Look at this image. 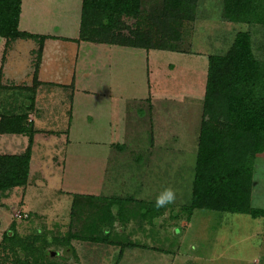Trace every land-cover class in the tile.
Masks as SVG:
<instances>
[{
	"label": "rangeland",
	"instance_id": "1",
	"mask_svg": "<svg viewBox=\"0 0 264 264\" xmlns=\"http://www.w3.org/2000/svg\"><path fill=\"white\" fill-rule=\"evenodd\" d=\"M161 2L142 0V24ZM31 5L36 30L64 34L72 33L71 21L79 19L81 7L77 0H35ZM190 14L193 18L182 20L179 38L162 48L80 45L77 90H49L40 110L45 116L36 120L56 149L44 148V155L34 157V174L25 187L0 192V244L14 222L21 236L43 229L49 238L62 239L70 229L87 239L108 231V242L83 237L70 241L72 249L64 240L50 245L58 254L49 257H62L66 264H79V245L84 244L98 249L84 252L89 258L83 264H264V216L206 209L189 215L185 209L209 57L223 54L237 32L248 30L256 56L264 61V24L227 20L222 0H194ZM133 21H128L132 28ZM63 46L65 56L59 59L66 66L63 60L76 50L71 43ZM14 60H9L11 67ZM9 64L6 77L13 75ZM26 69L25 63L18 71ZM7 95L8 104L19 98ZM52 117L56 123H50ZM42 157L47 162L37 164ZM252 179L251 204L264 209V150L254 158ZM74 194L80 197L72 207ZM106 208L111 221L103 219ZM17 213L27 215L18 218ZM107 244L116 246L104 251ZM4 253L0 251L1 264L26 257Z\"/></svg>",
	"mask_w": 264,
	"mask_h": 264
},
{
	"label": "trees",
	"instance_id": "2",
	"mask_svg": "<svg viewBox=\"0 0 264 264\" xmlns=\"http://www.w3.org/2000/svg\"><path fill=\"white\" fill-rule=\"evenodd\" d=\"M21 4L22 0H0V37L5 38L6 46L17 38H35L38 41L36 72L46 35L19 29ZM141 6L142 0H81L77 39L162 48L179 38L182 20L193 18L190 13L194 0H162L145 15L143 24ZM222 15L235 23L264 24V0H222ZM129 20H134L133 28ZM145 23L149 25L143 27ZM124 30L129 33L125 34ZM253 42L248 30L239 31L227 51L209 57L191 199L185 207L189 215L195 209H206L245 213L254 218L264 216V209L251 204L254 158L264 150V61L256 56ZM38 83L34 73L31 86L0 84V97L4 99L0 101V134L27 136L24 151L0 154V192L27 184L36 131L28 114L33 110ZM8 93L19 98L8 104ZM79 197L73 195L72 207ZM106 209L103 219L111 221V212ZM142 214L148 217L151 213L145 210ZM9 229L3 233L0 251L26 255L25 260L16 259L12 264H66L62 257H49L58 251L48 247L64 240L72 249V239H86L70 229L62 239L49 238L43 229L21 236L14 222ZM101 232L105 235L96 234L87 239L108 242V231Z\"/></svg>",
	"mask_w": 264,
	"mask_h": 264
},
{
	"label": "crops",
	"instance_id": "3",
	"mask_svg": "<svg viewBox=\"0 0 264 264\" xmlns=\"http://www.w3.org/2000/svg\"><path fill=\"white\" fill-rule=\"evenodd\" d=\"M60 1V0H57ZM63 1V0H62ZM70 2V0H67ZM27 2L28 9L26 11L24 8V4ZM35 2V0L32 1V3ZM77 2H80L81 0H77ZM31 1L22 0L21 4V13L19 18V24L18 27L22 31L34 33V34H43L46 35V38L44 39L42 51L40 54V57L38 58V66L35 72L34 67V61L36 60V53L35 50H37L38 46H36L35 38H17L14 40H11L9 44L6 46L5 38L0 37V84L2 85H22V86H31L33 83V77L34 73L36 75V79L38 80V85L36 87V95L33 105V110L29 112L28 117L29 120H32L33 126L36 129L34 136H33V144L31 147V157H30V164H29V175H28V181L29 178L32 177L31 174H34V157L35 156H41L44 155L43 151L44 148H52L54 146V142H49V138L45 135L46 128L43 129L39 127L36 124V120L40 121L44 116L41 114L40 110L43 109L45 106V102L48 100V96L51 94V91L55 88H66L69 86H73V91L77 90V83H78V77L76 75V69H77V63L75 62L77 60V51L80 47V45L85 41L78 40V31H79V21H80V14L79 19L75 20L74 22L71 21V34H64L60 31H38L35 29V23L31 21L32 12L29 8L32 9ZM38 23V22H37ZM22 24H24L22 27ZM57 26V25H56ZM29 41V42H28ZM71 43L72 46L75 48L74 57L67 58V61L64 59L63 62H65L66 66L61 65V59H59L61 56L64 55V46L63 43ZM25 50L28 51V55L24 54L22 55V52H25ZM13 53V55H11ZM70 56V54H69ZM70 58L72 61H70ZM12 59H16L14 61L17 62V64L14 67H11L9 64L12 62ZM72 62V65L70 64ZM26 63V70L25 73L18 71L22 68V65L25 66ZM68 63V65H67ZM9 64V69L12 70L13 75L10 77H6V65ZM20 66V68H19ZM48 89V90H47ZM46 107V106H45ZM45 109V108H44ZM45 111V110H44ZM36 114V115H35ZM37 116V117H36ZM50 123H56L55 117L51 118ZM37 121V122H38ZM9 135V137H8ZM40 140H44V142H40ZM46 140V141H45ZM27 146V136L23 134H0V154H17L21 153L25 150ZM52 153L54 151H51ZM43 159V160H42ZM42 159H39V162L37 161V164H40L42 162H47V160L42 157ZM36 163V162H35ZM41 166V165H40ZM41 170V167H37ZM33 171V172H32ZM36 176V175H35ZM34 176V177H35ZM27 181V182H28ZM28 184V183H27ZM21 188V186H17V188ZM25 187V186H23ZM16 187L12 188L15 189ZM25 189V188H24ZM6 192V191H5ZM109 247L108 249L103 246L104 251H108L113 249L116 245L114 244H107ZM74 249L78 250L75 245ZM80 247V254H78L79 257V264H83V262L88 261L89 258L86 256L84 252H86L88 249L95 250L98 249L96 246L92 245H79ZM107 249V250H106ZM151 249V248H149ZM56 252L52 253L55 254ZM84 253V254H83ZM145 258V255H141ZM104 259V258H103ZM103 260H100V264L104 263ZM139 262L138 260H135ZM114 264V263H113Z\"/></svg>",
	"mask_w": 264,
	"mask_h": 264
},
{
	"label": "built area",
	"instance_id": "4",
	"mask_svg": "<svg viewBox=\"0 0 264 264\" xmlns=\"http://www.w3.org/2000/svg\"><path fill=\"white\" fill-rule=\"evenodd\" d=\"M23 215L26 216L27 214L25 213ZM23 215L21 213H17L18 218L22 217Z\"/></svg>",
	"mask_w": 264,
	"mask_h": 264
},
{
	"label": "water",
	"instance_id": "5",
	"mask_svg": "<svg viewBox=\"0 0 264 264\" xmlns=\"http://www.w3.org/2000/svg\"><path fill=\"white\" fill-rule=\"evenodd\" d=\"M54 253V252H53Z\"/></svg>",
	"mask_w": 264,
	"mask_h": 264
}]
</instances>
